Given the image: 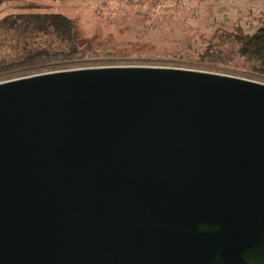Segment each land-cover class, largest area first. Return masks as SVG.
<instances>
[{
  "label": "water",
  "instance_id": "1",
  "mask_svg": "<svg viewBox=\"0 0 264 264\" xmlns=\"http://www.w3.org/2000/svg\"><path fill=\"white\" fill-rule=\"evenodd\" d=\"M0 264H264V83L161 66L1 81Z\"/></svg>",
  "mask_w": 264,
  "mask_h": 264
},
{
  "label": "rangeland",
  "instance_id": "2",
  "mask_svg": "<svg viewBox=\"0 0 264 264\" xmlns=\"http://www.w3.org/2000/svg\"><path fill=\"white\" fill-rule=\"evenodd\" d=\"M179 1L185 8V14L181 16L188 19L187 25H192L191 28L198 27L195 31L198 35L196 39L214 37L212 40H217L221 52H225L222 63L203 64L197 61L193 56L194 52L191 54L186 47L180 51V55L170 56L165 51L154 53L148 50L141 46L136 38L133 44L126 46L117 43L125 39L132 40L129 32H134L137 25L143 21L154 18V14L157 16V24L160 28L172 21L175 14L167 10L171 6L175 8L171 4L172 0H156L155 2H159L161 6H157V11L151 14L148 7L153 0H5L0 5V17L11 12L31 9L61 12L72 18L74 36L81 49L96 53L88 54L83 60L62 66L58 70L161 66L214 72L264 83V77H255L246 73L240 61L230 56L231 51L233 53L235 49L231 36L235 28L249 32L255 27L264 25V0ZM148 12L150 15H144ZM192 32L185 30L181 41L183 44L189 43L194 38ZM4 79L0 78V82Z\"/></svg>",
  "mask_w": 264,
  "mask_h": 264
},
{
  "label": "trees",
  "instance_id": "3",
  "mask_svg": "<svg viewBox=\"0 0 264 264\" xmlns=\"http://www.w3.org/2000/svg\"><path fill=\"white\" fill-rule=\"evenodd\" d=\"M4 1L0 0V5ZM155 1L148 7L150 14L157 11V6H161ZM179 2L172 0L171 4L175 8H167L175 15L163 28L157 24V16L154 14V18L143 21L134 32H129L132 40L125 39L117 43L126 46L133 44L136 38L148 50L154 53L165 51L170 56L180 55V51L186 47L203 64L222 63L225 52H221L217 40H212L214 37L196 39L198 35L195 31L198 27L191 28L192 25H187L188 19L181 16L185 14V8ZM146 14L149 12L144 13ZM193 25L195 26L194 23ZM185 30L193 31L194 38L183 44L181 41ZM231 34L235 49L230 56L240 61L246 73L263 78L264 25L249 32L235 28ZM92 53L96 52L81 49L74 36L72 18L61 12L25 9L0 17V78L10 79L58 70L62 66L79 62Z\"/></svg>",
  "mask_w": 264,
  "mask_h": 264
}]
</instances>
